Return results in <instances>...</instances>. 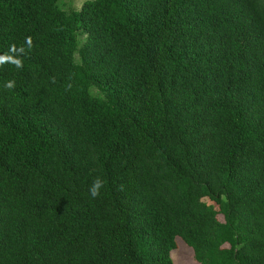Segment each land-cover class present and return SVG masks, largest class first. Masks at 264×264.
Masks as SVG:
<instances>
[{
	"label": "trees",
	"instance_id": "obj_1",
	"mask_svg": "<svg viewBox=\"0 0 264 264\" xmlns=\"http://www.w3.org/2000/svg\"><path fill=\"white\" fill-rule=\"evenodd\" d=\"M59 1L0 0V264H264V0Z\"/></svg>",
	"mask_w": 264,
	"mask_h": 264
},
{
	"label": "rangeland",
	"instance_id": "obj_2",
	"mask_svg": "<svg viewBox=\"0 0 264 264\" xmlns=\"http://www.w3.org/2000/svg\"><path fill=\"white\" fill-rule=\"evenodd\" d=\"M85 0H60L65 10L79 9ZM176 249L172 251L173 264H196L192 258V251L180 239L176 240Z\"/></svg>",
	"mask_w": 264,
	"mask_h": 264
},
{
	"label": "clouds",
	"instance_id": "obj_3",
	"mask_svg": "<svg viewBox=\"0 0 264 264\" xmlns=\"http://www.w3.org/2000/svg\"><path fill=\"white\" fill-rule=\"evenodd\" d=\"M30 40V38H28ZM6 62H13L9 57L5 56V57H0V64L6 63ZM15 65L17 68H21L22 67V61L20 60H16L14 61ZM5 87L7 89H13L15 87V81L14 80H9L5 83ZM104 187V180L99 177L96 176L91 185L89 186V194L91 195L92 198H97L101 195V189Z\"/></svg>",
	"mask_w": 264,
	"mask_h": 264
}]
</instances>
